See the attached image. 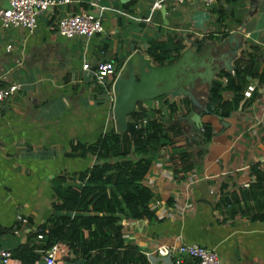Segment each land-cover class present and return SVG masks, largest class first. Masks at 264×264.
Here are the masks:
<instances>
[{"label": "crops", "instance_id": "obj_1", "mask_svg": "<svg viewBox=\"0 0 264 264\" xmlns=\"http://www.w3.org/2000/svg\"><path fill=\"white\" fill-rule=\"evenodd\" d=\"M89 1L49 9L31 33L0 26V86L20 85L0 107V247L10 252L50 217L51 204L59 201L56 192L74 174L93 166L92 156H70L71 143L89 145L115 131L113 79L96 84L82 69L84 63L110 61L117 74L131 54L130 46L148 54L149 48H163L168 35L176 44L182 37L199 39L200 32L190 34V16L203 11L208 15L204 25L212 29L209 41L220 42L244 24L239 56L249 48L255 71L264 70V0H216L208 7L190 0L164 1L158 10L152 7L156 0H101L102 34L71 40L59 36L57 21L87 10ZM6 6L0 0V8ZM248 85L255 86L256 96L249 106L227 116H217L223 111L216 112V107L213 115H203V126L211 130L207 141L191 132V122L179 119L189 108L175 102L179 110L170 118L182 127L184 148L192 153L195 166L176 180L168 168L173 151L164 147L154 153L143 183L152 193L150 208L158 220L123 222L125 243L137 246L144 256L149 253V264H169L153 252L160 245L178 243L214 250L220 264H264V219L253 221L248 214L226 219L217 207L221 195L247 189L252 165L259 164L264 172V84L250 80ZM233 96L223 93L226 101ZM200 98L201 104L208 103ZM154 108L158 118L159 109ZM223 184L227 188L221 191ZM66 261L64 257L58 262Z\"/></svg>", "mask_w": 264, "mask_h": 264}, {"label": "trees", "instance_id": "obj_2", "mask_svg": "<svg viewBox=\"0 0 264 264\" xmlns=\"http://www.w3.org/2000/svg\"><path fill=\"white\" fill-rule=\"evenodd\" d=\"M148 54L160 66L178 58L164 52L162 47L149 48ZM234 66L232 75L221 72L213 82L209 101L215 105L216 112L243 110L256 98L254 95L244 97L247 83L256 80L264 84V70L255 71L249 48L241 53ZM225 91L234 94L230 101L223 99ZM181 101L179 106L188 110L190 101ZM164 103L169 116L173 117L179 106L175 102L168 104L167 100ZM157 112L159 116L160 110ZM129 123L136 125L132 137L112 129L92 144L71 143V157L92 156L94 164L74 174L70 183L56 192L59 201L51 204L50 217L27 235L23 245L11 252L15 259L34 264L55 246L57 262L65 257L72 262L81 260L83 264H149L137 246L125 243L122 229L123 222L129 219L158 220L150 208L152 193L143 183L153 161L152 155L164 147L173 151L168 168L176 180H182L183 174L195 164L192 153L184 148L186 138L179 126L166 125L158 118L148 119L146 110L141 107L129 118ZM202 134L210 139L209 125L203 126ZM250 177L247 189L240 188L218 199L217 207L223 210L226 219L237 214H248L253 221L264 219V172L259 164L251 166ZM226 188L223 184L221 191Z\"/></svg>", "mask_w": 264, "mask_h": 264}, {"label": "water", "instance_id": "obj_3", "mask_svg": "<svg viewBox=\"0 0 264 264\" xmlns=\"http://www.w3.org/2000/svg\"><path fill=\"white\" fill-rule=\"evenodd\" d=\"M248 1L252 2V0ZM162 12L164 13V10ZM207 20L208 15L203 11L191 13L190 34L200 32L199 39L182 37V42L176 44L171 35L166 37L163 51L178 56L173 63L157 65L149 54L139 52L130 46L131 54L123 61L120 72L111 86L113 96L111 115L117 133H129L130 137L133 136L136 125L129 123V118L137 113L139 107L146 110L148 119H155L156 106L160 110L158 119L162 123L179 126L170 118L164 107V101L169 99L180 103L181 100L188 99L190 108L184 119L187 122L191 119V132L196 131L207 141L200 132L203 128L201 118L205 114L213 115L215 105L212 102L201 104L200 97L210 98L217 74L221 72L230 74L234 71V62L239 57V50L243 45L244 28L242 24L220 42L209 41L208 36L212 33V29L204 25ZM200 109L201 112L196 113ZM227 115V112H219L217 116ZM179 119L181 120V117ZM180 128L183 131L182 127ZM39 264L43 262L40 261ZM63 264H83V262L66 261Z\"/></svg>", "mask_w": 264, "mask_h": 264}, {"label": "built area", "instance_id": "obj_4", "mask_svg": "<svg viewBox=\"0 0 264 264\" xmlns=\"http://www.w3.org/2000/svg\"><path fill=\"white\" fill-rule=\"evenodd\" d=\"M7 3L6 7L0 8V26L2 29L20 28L28 32H33L37 28L38 18L41 14L51 8L58 6H66L72 4L73 0H3ZM101 0H90L88 2V9L79 13L66 14L61 17L56 24V32L59 36L65 39L85 38L90 39L95 35L102 34L103 28L100 20ZM164 1H175L182 3L185 0H156L153 3V9L158 10L162 7ZM192 2L201 3L204 6H211L216 0H190ZM94 12H97L95 14ZM10 46H7L9 49ZM82 69L90 72L95 83L104 85L105 81L119 74H116V68L113 62L105 61L99 62L94 66L88 63L82 65ZM231 75L233 74L230 73ZM20 88L17 83L9 84L8 86H0V107L12 97ZM255 90L254 85H248L243 95L245 98H250L252 92ZM22 223H26L24 219L18 217ZM38 238H41L39 235ZM153 254L165 258L169 264H220L219 258L214 250L205 248L198 244L178 243L172 245H160ZM145 256H149L147 253ZM56 247L53 246L46 251L42 262L43 264H60L55 260ZM0 264H24L15 259L12 253L0 247ZM34 264H39L36 262Z\"/></svg>", "mask_w": 264, "mask_h": 264}, {"label": "rangeland", "instance_id": "obj_5", "mask_svg": "<svg viewBox=\"0 0 264 264\" xmlns=\"http://www.w3.org/2000/svg\"><path fill=\"white\" fill-rule=\"evenodd\" d=\"M210 99V98H209ZM209 99H208V102H210L209 101ZM174 102H177V100H175ZM200 102H201V100H200ZM186 117V115H184V116H181V120H183L184 118ZM190 122L192 123V120L190 119ZM180 126V125H179ZM190 130V129H189ZM186 131V130H185ZM195 133H196V131H194Z\"/></svg>", "mask_w": 264, "mask_h": 264}, {"label": "flooded vegetation", "instance_id": "obj_6", "mask_svg": "<svg viewBox=\"0 0 264 264\" xmlns=\"http://www.w3.org/2000/svg\"><path fill=\"white\" fill-rule=\"evenodd\" d=\"M189 111V110H188ZM188 113V112H187ZM187 113H185L184 115H186Z\"/></svg>", "mask_w": 264, "mask_h": 264}]
</instances>
